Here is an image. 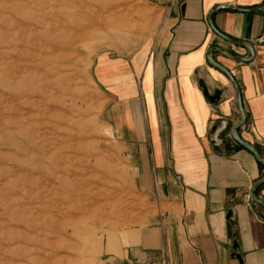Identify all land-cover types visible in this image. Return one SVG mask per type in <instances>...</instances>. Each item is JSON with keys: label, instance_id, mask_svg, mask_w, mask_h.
Wrapping results in <instances>:
<instances>
[{"label": "rangeland", "instance_id": "rangeland-1", "mask_svg": "<svg viewBox=\"0 0 264 264\" xmlns=\"http://www.w3.org/2000/svg\"><path fill=\"white\" fill-rule=\"evenodd\" d=\"M164 17L149 0H0V264H114L166 213L133 141Z\"/></svg>", "mask_w": 264, "mask_h": 264}, {"label": "crops", "instance_id": "crops-1", "mask_svg": "<svg viewBox=\"0 0 264 264\" xmlns=\"http://www.w3.org/2000/svg\"><path fill=\"white\" fill-rule=\"evenodd\" d=\"M149 1L164 11L165 27L159 58L151 71L148 57L141 77L145 128L133 133L140 158L135 182L167 211L151 227L130 231L125 255L114 264H264V208L249 197L264 167L232 138L241 120L237 94L206 60L210 49L250 57L209 28L208 14L226 7L212 14L213 27L249 44L253 59L235 62L219 52L211 58L239 89L245 122L237 137L264 160V45L256 44L264 11L232 10L260 9L264 0ZM255 196L264 203V181Z\"/></svg>", "mask_w": 264, "mask_h": 264}, {"label": "water", "instance_id": "water-1", "mask_svg": "<svg viewBox=\"0 0 264 264\" xmlns=\"http://www.w3.org/2000/svg\"><path fill=\"white\" fill-rule=\"evenodd\" d=\"M224 9H227L226 7H216L214 8L207 16V20H208V25H209V28L210 30L215 34L217 35L219 38L223 39L224 41L228 42V43H231L233 45H236V46H241V47H245L249 50V54H250V57L248 59H242V58H239L237 56H234L224 50H221V49H210L206 55V60L207 62L212 65L214 68H216L217 70H219L221 73H223L228 79L229 81L231 82V84L233 85L235 91H236V94H237V102H238V107H239V111H240V114H241V120L239 122L236 123V125L233 127L232 131H231V135H232V138L238 143L240 144L244 149H246L249 153H251L255 160L257 161V163H259L260 165H262L264 167V160H262L259 155L256 153V151L250 146L248 145L247 143L243 142L241 139H239L235 133V130L241 126L244 122H245V115L243 113V110H242V106H241V98H240V93H239V89L237 87V84L235 82V80L233 79V77L231 76V74L226 70L224 69L222 66H220L219 64H217L212 58H211V54L214 53V52H219V53H222L224 54L225 56H227L229 59L235 61V62H240V63H249L251 62V60L253 59V50H252V47L247 44V43H243V42H238V41H235L233 39H230L222 34H220L219 32H217L215 30V28L213 27L212 23H211V16L213 13L217 12V11H220V10H224ZM232 10H235V11H240V12H256V11H264V7L260 8V9H232ZM264 181V175L258 180L256 181L251 190H250V193H249V197H250V200L257 204V205H260L261 207L264 208V203L262 201H260L259 199L256 198L255 196V190L256 188L258 187L259 184H261L262 182Z\"/></svg>", "mask_w": 264, "mask_h": 264}, {"label": "built area", "instance_id": "built-area-1", "mask_svg": "<svg viewBox=\"0 0 264 264\" xmlns=\"http://www.w3.org/2000/svg\"><path fill=\"white\" fill-rule=\"evenodd\" d=\"M256 44L258 45H264V29L263 33L260 35V37L256 40Z\"/></svg>", "mask_w": 264, "mask_h": 264}, {"label": "bare ground", "instance_id": "bare-ground-1", "mask_svg": "<svg viewBox=\"0 0 264 264\" xmlns=\"http://www.w3.org/2000/svg\"><path fill=\"white\" fill-rule=\"evenodd\" d=\"M83 32V31H82Z\"/></svg>", "mask_w": 264, "mask_h": 264}]
</instances>
